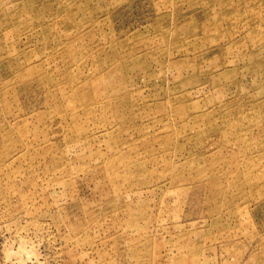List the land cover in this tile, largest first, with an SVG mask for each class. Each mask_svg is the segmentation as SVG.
<instances>
[{
	"label": "rangeland",
	"instance_id": "rangeland-1",
	"mask_svg": "<svg viewBox=\"0 0 264 264\" xmlns=\"http://www.w3.org/2000/svg\"><path fill=\"white\" fill-rule=\"evenodd\" d=\"M0 264H264V0H0Z\"/></svg>",
	"mask_w": 264,
	"mask_h": 264
}]
</instances>
